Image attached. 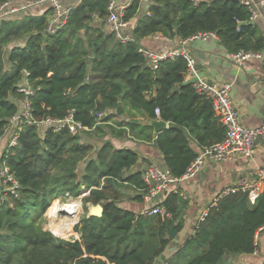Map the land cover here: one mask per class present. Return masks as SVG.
<instances>
[{
  "label": "trees",
  "instance_id": "1",
  "mask_svg": "<svg viewBox=\"0 0 264 264\" xmlns=\"http://www.w3.org/2000/svg\"><path fill=\"white\" fill-rule=\"evenodd\" d=\"M144 5L131 0L123 20L133 19ZM107 6V0H81L65 28L54 35L43 34V14L0 21V139L21 110L24 95L17 91L19 86L33 91L27 99L30 117L37 122L63 119L73 111L74 120L91 129L95 113L115 112L118 104L127 116L146 120L156 119L158 109L159 119L171 127L157 135L155 145L170 174L181 177L196 156L189 138L203 149L220 142L224 128L209 101L183 82L184 61L163 60L152 69L139 52V41L150 35L183 40L209 32L234 54L259 53L264 38L249 23L250 13L239 0H149L132 30V41L121 43L103 30ZM92 22L103 28L92 27ZM22 39V45L6 49ZM154 87L155 96L149 98ZM17 123L16 144L7 146L5 137L0 154V162L19 185L14 198L0 184V264H153L168 248L171 228H181L177 195H167L161 204L170 218L142 217L118 206L119 186L125 183L139 192L143 188L140 173L126 174L137 162L135 153L115 150L108 142L94 152L82 140L86 132L38 129L24 119ZM100 124L92 130L99 131ZM107 127L121 136L123 128L133 130L137 124L122 119ZM81 187H95L83 200L101 204V216L81 218L73 227L77 240L66 241L44 230V210L65 192L79 195ZM133 200L141 201V196ZM263 225L264 180L258 193L237 192L219 199L166 264H217L225 256L252 253L255 234Z\"/></svg>",
  "mask_w": 264,
  "mask_h": 264
},
{
  "label": "crops",
  "instance_id": "2",
  "mask_svg": "<svg viewBox=\"0 0 264 264\" xmlns=\"http://www.w3.org/2000/svg\"><path fill=\"white\" fill-rule=\"evenodd\" d=\"M33 0H11L12 3L21 6ZM144 8H140L138 14L128 21V31L132 33L139 16L142 15L149 3V0H141ZM125 0H118V3H124ZM63 5H78V0H62ZM254 10L257 12V18L249 21L256 27L258 33L264 38V18L262 8L258 0H252ZM48 13L47 6L32 4L27 9L16 13L7 20L18 21L28 16H40ZM108 32L107 27L103 29ZM179 38H166L160 35H150L139 41L140 49L151 51L153 53H164L179 46ZM189 48L201 75L209 81H218L231 84L230 98L239 113L240 124L244 128H256L264 123V49L259 52V56H250L249 58L238 63L232 58V53L227 50L219 38L215 36L209 39H195L189 43ZM25 84L27 82L25 81ZM157 87H154L148 95L149 98L155 96ZM123 109V108H122ZM109 112L111 118L107 122H101L99 131L90 129L82 134V140L93 147L97 152L98 148L108 142L112 148L129 150L137 155V162L126 174L140 173L149 165H154L160 169H167L165 161L155 145L157 135H154L153 128L142 129L145 126L146 119L140 116L129 117L123 110V117L135 119L137 127L133 130L123 128L121 136H116L110 132L107 124L114 121L120 122L122 118L117 116L114 111ZM155 120H160L156 118ZM220 122V121H219ZM166 123V129L171 127L169 122ZM18 123L12 122L0 139V154L5 143V139L10 136L11 132L17 129ZM164 130V131H165ZM117 131V129H116ZM163 131V132H164ZM143 132V133H140ZM148 136L149 139L144 137ZM6 137V138H5ZM190 148L197 154L201 151L200 146L195 140L189 138ZM264 167V139H259L254 143L251 157L236 156L221 162L206 161L201 170L192 178L185 179L176 184H171L164 192L155 197L151 204L161 205L167 195L175 194L180 200L181 228L178 232L173 229L169 232L168 248L155 260L153 264H166L172 258L173 253L193 234L198 228L201 213L210 208L212 203L217 201L220 192L228 187H233L242 180L251 181L255 173ZM104 180L100 179V185ZM101 185V186H102ZM81 191V189H80ZM120 194L118 206L139 215L143 208L142 201L133 200L139 196L140 192L128 184H122L117 189ZM81 192H79L80 195ZM63 199V198H62ZM89 203V202H88ZM94 205V204H93ZM101 206V204H100ZM86 207V206H85ZM86 217H89L87 208ZM152 217V216H150ZM73 232V240L79 239V235ZM255 249L249 254H238L234 256H225V264H264V227L259 229L254 237Z\"/></svg>",
  "mask_w": 264,
  "mask_h": 264
},
{
  "label": "built area",
  "instance_id": "3",
  "mask_svg": "<svg viewBox=\"0 0 264 264\" xmlns=\"http://www.w3.org/2000/svg\"><path fill=\"white\" fill-rule=\"evenodd\" d=\"M80 1L81 0H78V3ZM107 1L108 14L105 19V24L108 27L109 32L112 33L121 43L132 41V34L128 31V23L123 20L125 8L129 5L131 0H125V2L121 4L118 3V0ZM191 1L195 4L199 2V0ZM239 2L248 9L250 13L249 21L255 20L257 18V12L253 8L252 0H239ZM32 4H45L47 6L48 16H46V24L43 31L44 35H54L57 31L64 29L72 10L76 7V5H63L62 0H33L32 2L21 6L12 3L11 0H7L0 4V21L6 20L16 13L27 9ZM258 4L262 8L261 15L264 18V0H258ZM215 36L216 35L214 33L209 32L196 33L186 39L180 40L178 47L164 53H153L151 51L139 49V52L145 59V62L152 69L156 68L163 60H174L176 58L182 59L185 64L183 82L189 84L197 95L209 101L213 112L218 117L224 128L223 139L216 144L201 149V151L197 153L193 160L189 163L181 177H174L170 174L168 169H160L154 165H149L142 170L140 176L143 182V188L140 191V196L141 201L143 202V208L139 213L142 217L159 215L164 218H170V214H168L161 205L151 204L155 197L164 192L171 184L179 183L182 180L189 179L197 175L207 160L221 162L223 160L234 158L238 155L246 158L251 157L254 143L259 139H264V123L259 127L252 129L244 128L240 124L239 113L230 98L231 84L209 81L201 75L195 57L189 48V43L195 39H209L214 38ZM250 56L260 57L259 53L245 51H238L232 54V58L238 63ZM17 91L24 95L23 98L20 99L21 110L16 116L10 119L9 125L12 122H18L19 119H24L25 123L28 125H34L38 129H52L54 132L67 129L70 134L77 135L90 130L89 128L84 127L80 122L74 120L73 111H70L63 119L45 117L38 122L34 121L30 117V108L27 99L28 96L32 95L33 91L28 86H19ZM154 113L156 118H159L158 109H155ZM94 116L96 121L95 125H97L103 122L110 115L109 112L102 111L95 113ZM94 126L91 129H93ZM8 128L9 127H7L5 131ZM16 140L17 131L15 130L14 132H11L7 146H14L16 144ZM263 180L264 167H261L255 173L253 180H242L233 187L223 189L220 192L217 201L222 197L237 192L258 193L261 189ZM0 184L4 192L9 193L14 198L18 197V182L10 174L9 168L4 162H0ZM92 188L94 189L95 187H81V193L77 197H73L69 192H65L62 196L53 200L57 202V208L50 213H46L47 210L45 211L44 217L42 218L43 229L56 233L63 240L72 241L73 232L62 234L60 231H54L49 228V225L50 223L56 222L59 223L60 226L66 227L69 223H71V230L73 231V227L79 221V216L82 212L83 206H86L87 208L94 206L88 202L87 204H83L81 201L82 197L88 196ZM217 201L212 203L211 207L215 206ZM208 211L209 208L205 209L201 213L199 218L200 223L207 217ZM263 227L264 225L262 228Z\"/></svg>",
  "mask_w": 264,
  "mask_h": 264
},
{
  "label": "water",
  "instance_id": "4",
  "mask_svg": "<svg viewBox=\"0 0 264 264\" xmlns=\"http://www.w3.org/2000/svg\"><path fill=\"white\" fill-rule=\"evenodd\" d=\"M89 60H90V58L87 59L88 63H89ZM88 63H87V72H88V68H89ZM115 114L117 116L121 117L122 119H124L127 123H130V124H136L137 123V121L135 119H129V118L123 117V109H122L120 104H118V106L116 107ZM145 126L153 128L154 135H158L166 129V123H165V121H163L161 119L160 120L147 119L145 122ZM101 214H102V207L100 205H94V206L90 207L89 216L100 217ZM170 232L171 233L174 232L172 228H171ZM225 262L226 261L223 259L217 264H225Z\"/></svg>",
  "mask_w": 264,
  "mask_h": 264
},
{
  "label": "rangeland",
  "instance_id": "5",
  "mask_svg": "<svg viewBox=\"0 0 264 264\" xmlns=\"http://www.w3.org/2000/svg\"><path fill=\"white\" fill-rule=\"evenodd\" d=\"M97 21V20H96ZM95 23V22H94ZM93 22L91 23V26L92 27H100V28H103L101 25H99L98 23L97 24H94ZM81 36H82V33H81ZM23 42H24V40L22 39V40H16V41H13V42H11V43H9L7 46H6V49H8L9 47H11V46H14V45H22L23 44ZM90 157V156H89ZM82 165H80V167H79V171H81L82 170ZM78 195H76V196H73V197H77ZM85 197H87V196H84V197H82L81 198V201H82V203L83 204H85L84 203V200L83 199H85ZM63 200V199H62ZM61 200V201H62ZM56 203V201L51 205V207L54 205ZM87 204V203H86ZM50 209V208H49ZM47 210V208L44 210V212H43V214H42V217L41 218H43L44 217V214H45V211ZM49 211V210H48ZM87 209H86V207L85 206H83V209H82V212L80 213V216H79V220L81 219V218H83L84 216H86V214H87ZM43 220V219H42Z\"/></svg>",
  "mask_w": 264,
  "mask_h": 264
},
{
  "label": "bare ground",
  "instance_id": "6",
  "mask_svg": "<svg viewBox=\"0 0 264 264\" xmlns=\"http://www.w3.org/2000/svg\"><path fill=\"white\" fill-rule=\"evenodd\" d=\"M56 208H57V202L52 207H50V209H49V211H47V213L54 211ZM68 225H69V227L67 229H65V227L60 226L59 223L53 222V223H50L49 228H51L53 230H60L64 234H67V233H69L71 223H69Z\"/></svg>",
  "mask_w": 264,
  "mask_h": 264
}]
</instances>
